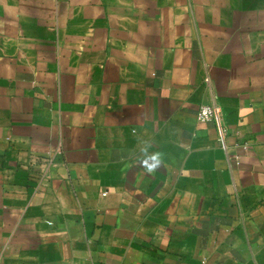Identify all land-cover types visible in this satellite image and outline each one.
Listing matches in <instances>:
<instances>
[{"label":"crops","instance_id":"crops-1","mask_svg":"<svg viewBox=\"0 0 264 264\" xmlns=\"http://www.w3.org/2000/svg\"><path fill=\"white\" fill-rule=\"evenodd\" d=\"M0 264H264V0H0Z\"/></svg>","mask_w":264,"mask_h":264},{"label":"clouds","instance_id":"clouds-1","mask_svg":"<svg viewBox=\"0 0 264 264\" xmlns=\"http://www.w3.org/2000/svg\"><path fill=\"white\" fill-rule=\"evenodd\" d=\"M150 144H146L141 148L142 159H140V165L145 169V172L149 175L155 173L161 166H163V153L156 151L149 153L148 148Z\"/></svg>","mask_w":264,"mask_h":264},{"label":"built area","instance_id":"built-area-1","mask_svg":"<svg viewBox=\"0 0 264 264\" xmlns=\"http://www.w3.org/2000/svg\"><path fill=\"white\" fill-rule=\"evenodd\" d=\"M220 118V112L215 107H201L197 112V120L200 123H208Z\"/></svg>","mask_w":264,"mask_h":264}]
</instances>
